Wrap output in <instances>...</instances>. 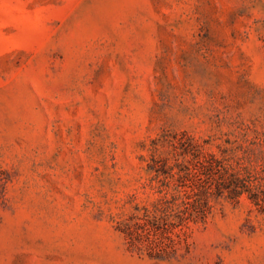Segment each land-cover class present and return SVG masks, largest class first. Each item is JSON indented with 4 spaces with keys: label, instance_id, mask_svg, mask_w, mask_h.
Masks as SVG:
<instances>
[{
    "label": "rangeland",
    "instance_id": "374dc122",
    "mask_svg": "<svg viewBox=\"0 0 264 264\" xmlns=\"http://www.w3.org/2000/svg\"><path fill=\"white\" fill-rule=\"evenodd\" d=\"M177 143L264 168V0H0V264H264L245 194L129 235Z\"/></svg>",
    "mask_w": 264,
    "mask_h": 264
},
{
    "label": "trees",
    "instance_id": "16d2710c",
    "mask_svg": "<svg viewBox=\"0 0 264 264\" xmlns=\"http://www.w3.org/2000/svg\"><path fill=\"white\" fill-rule=\"evenodd\" d=\"M195 148L182 143L173 145L176 172L170 169L163 178L158 174L153 176L158 182L156 193L159 197L152 216L146 215L147 219L137 223V230L129 231V235L138 239L146 226L160 227L167 235L184 234L191 224L205 220L210 209L209 198L213 196L238 199L245 194L258 208L264 205L261 197L264 168L258 173L241 172L227 164L224 158L204 155ZM183 155H190V158L177 159Z\"/></svg>",
    "mask_w": 264,
    "mask_h": 264
}]
</instances>
